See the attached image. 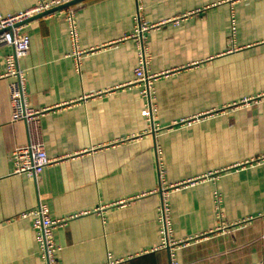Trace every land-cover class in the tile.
Wrapping results in <instances>:
<instances>
[{
	"label": "crops",
	"instance_id": "1",
	"mask_svg": "<svg viewBox=\"0 0 264 264\" xmlns=\"http://www.w3.org/2000/svg\"><path fill=\"white\" fill-rule=\"evenodd\" d=\"M36 2L0 0V14ZM138 24L155 26L141 42ZM22 32L23 101L45 112L53 163L13 174L28 133L2 46L0 264H45L19 218L40 204L60 222L54 264H264V162L252 163L264 156V0H85ZM140 48L148 94L134 83Z\"/></svg>",
	"mask_w": 264,
	"mask_h": 264
},
{
	"label": "built area",
	"instance_id": "2",
	"mask_svg": "<svg viewBox=\"0 0 264 264\" xmlns=\"http://www.w3.org/2000/svg\"><path fill=\"white\" fill-rule=\"evenodd\" d=\"M74 0H37L36 4L32 7L18 12L16 14H9L2 16L0 14V47L6 46L12 49V55L6 58V68L8 76H16L21 83L20 96L16 99V119L22 121L27 129L28 143L23 146L16 147L12 152V161L14 164L13 174H25L28 177L36 179L43 170L51 165L53 162L50 160L45 152L43 142L39 135V121L45 113L43 110H35L27 107L23 101V79L21 72L17 68V61L24 58L29 51V38L22 32L23 23L29 19L34 18L42 13L48 12L54 8L66 5ZM66 20L69 26V34L73 43L74 57L78 61L83 54L76 46L77 36L76 28L73 17L70 12H66ZM155 26H147L146 24H138L134 32L133 38L142 40L144 34L154 28ZM145 55L143 48H140L138 55V67L134 71V83H145L149 93V85L156 78V76L147 75L145 72ZM259 98L254 100H244V103L250 101L257 102ZM142 115L146 118L151 117L150 111H143ZM183 123H188L184 121ZM264 162V156L252 161V163ZM202 179V178H201ZM197 180H188L178 186H188L195 183ZM178 186H171L169 189ZM162 221L167 229L168 217L166 205H162ZM20 219H32V228L36 232V241L45 264L55 263V254L59 250L53 239V231L60 224L59 221H52L49 216V210L46 205L40 204L37 208L25 211L19 215ZM167 234V231L165 232Z\"/></svg>",
	"mask_w": 264,
	"mask_h": 264
},
{
	"label": "water",
	"instance_id": "3",
	"mask_svg": "<svg viewBox=\"0 0 264 264\" xmlns=\"http://www.w3.org/2000/svg\"><path fill=\"white\" fill-rule=\"evenodd\" d=\"M82 1H85V0H74V1H71L70 3H68V4H66V5H63V6H60V7L54 8V9L48 11V12L42 13V14H40V15H38V16H35L34 18L29 19V20H27L26 22H24L22 25H24L25 23H27V22H29V21H31V20H34V19H37V18L43 17V16L48 15V14H50V13H52V12H56V11H59V10H61V9L67 8V7L73 6V5H75V4L79 3V2H82Z\"/></svg>",
	"mask_w": 264,
	"mask_h": 264
}]
</instances>
